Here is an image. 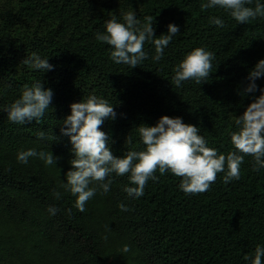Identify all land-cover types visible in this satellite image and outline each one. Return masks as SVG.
<instances>
[{"label":"trees","instance_id":"1","mask_svg":"<svg viewBox=\"0 0 264 264\" xmlns=\"http://www.w3.org/2000/svg\"><path fill=\"white\" fill-rule=\"evenodd\" d=\"M202 2L207 0H0V264H250L245 256L264 247V168L254 171L250 155L239 180L224 183L225 173H219L199 194H185L180 177L157 170L158 178L136 198L124 191L135 186L129 175L112 173L110 190L97 191L80 212L76 197L61 187L74 158L62 122L73 102L92 94L107 99L116 113L101 129L115 156L143 149L137 126H154L162 115L196 125L220 153L235 150L234 120L264 88L261 77L257 90L245 93L249 71L264 59V17L240 24L218 6L201 11ZM127 11L141 21L153 16L156 37L167 34L170 23L178 26L159 62L151 42L144 45L148 58L130 68L115 63L112 47L95 39L111 15L123 22ZM210 16L224 26L211 24ZM196 47L215 54L213 72L200 85L188 80L176 87L173 69ZM32 53L53 68H29L23 60ZM39 79L53 91L45 116L39 123L9 121L8 106ZM40 131L56 139H38ZM29 148L50 151L56 164L37 157L19 162L18 152ZM54 191L62 194L59 200ZM121 203L129 210L121 211ZM53 206L55 215L48 211Z\"/></svg>","mask_w":264,"mask_h":264},{"label":"clouds","instance_id":"2","mask_svg":"<svg viewBox=\"0 0 264 264\" xmlns=\"http://www.w3.org/2000/svg\"><path fill=\"white\" fill-rule=\"evenodd\" d=\"M207 0L200 4L201 11L214 9L217 6L240 24L248 23L257 17H264V3L256 0ZM122 20L116 15L105 22V31L97 32L95 39L112 47L110 58L117 64H124L130 68L140 65L148 58L144 51L146 42L155 46L152 57L159 62L164 55V49L172 38L179 33L177 25L170 23L167 34L159 37L154 35V17L147 15L143 21L137 18L134 11L122 12ZM209 22L217 27L224 26V20L218 16H210ZM215 54L204 47H196L186 54L173 69L172 84L182 87V82L194 80L201 84L209 79L213 72L212 61ZM23 63L31 69L40 72L51 70L53 66L47 59H42L36 53L25 58ZM264 77V59H260L249 71L248 85L245 93L257 90L255 81ZM260 95L255 97L242 115L235 118V131L230 132L234 151L227 154L220 153L216 148L208 146L205 137L199 134L196 125L185 123L180 117L162 115L154 126L140 124L137 133L144 145L141 150H129L118 157L110 150V137L102 129L104 121L115 119L116 113L112 104L105 98L95 94L83 98L80 102H73L71 114L63 120L60 131L68 136L72 144L74 158L72 168L67 171V183L61 187L70 192L75 200V207L80 212L86 211V203L102 190H110L112 173L117 176L129 175V181L134 187L126 186L124 191L136 198L144 194L148 181L156 180L157 170L160 175L171 172L180 177L179 188L185 194H199L207 191L215 183L217 175L224 172L223 182L240 179L241 166L245 156H252L253 170L264 168V88L259 89ZM53 91L45 88L42 81L36 80L31 87L25 86L22 94L7 108L9 121L24 124L25 121L36 120L37 123L45 116L50 108ZM38 139H56L55 136L46 137L44 131L37 134ZM131 136H127L125 143H131ZM37 157L45 165L56 164L58 157L48 151L37 152L34 148L19 151L17 159L21 163H28L29 158ZM57 200L61 193L54 191ZM121 211H128L126 205H119ZM48 211L55 215L58 209L49 207ZM71 214V209L67 210ZM130 251L125 245L123 252ZM264 247L257 245L254 256H245L250 264H264Z\"/></svg>","mask_w":264,"mask_h":264}]
</instances>
